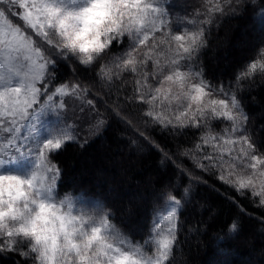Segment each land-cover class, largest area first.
<instances>
[{
    "label": "snow or ice",
    "instance_id": "1",
    "mask_svg": "<svg viewBox=\"0 0 264 264\" xmlns=\"http://www.w3.org/2000/svg\"><path fill=\"white\" fill-rule=\"evenodd\" d=\"M245 18L254 42L210 73L219 29ZM250 106L264 119V0H0V264H192L191 241L264 225ZM109 130L121 165L159 160L120 207L64 187L60 160Z\"/></svg>",
    "mask_w": 264,
    "mask_h": 264
},
{
    "label": "trees",
    "instance_id": "2",
    "mask_svg": "<svg viewBox=\"0 0 264 264\" xmlns=\"http://www.w3.org/2000/svg\"><path fill=\"white\" fill-rule=\"evenodd\" d=\"M249 26L251 28L247 29ZM258 30L259 24L252 18L227 21L219 29V39L213 41L215 51L210 52L206 58L210 73L230 72L239 54L248 48L246 44L250 37L252 34L257 36ZM213 57H216V61ZM249 110L255 114V125L259 128L264 124V119L259 116L260 107L250 106ZM60 160L65 170L64 187L107 195L117 207L126 205L134 196L142 194L143 182L157 173L159 165L158 158L152 153L125 155L121 165L113 130H109L102 139L90 143L82 150L78 147H69L61 155ZM122 167L125 170L124 174L121 173ZM108 189L121 193V199L109 195ZM202 195L209 202L219 203L211 192L203 191ZM228 215L229 209L221 206L217 227ZM262 230L264 225L257 221L249 222L244 236L220 247L208 237H204L199 244L193 240L190 245L191 262L192 264H264V252H262L264 238L260 236ZM221 248L224 251H221ZM177 258L180 259L179 255ZM188 258L184 257V259Z\"/></svg>",
    "mask_w": 264,
    "mask_h": 264
},
{
    "label": "rangeland",
    "instance_id": "3",
    "mask_svg": "<svg viewBox=\"0 0 264 264\" xmlns=\"http://www.w3.org/2000/svg\"><path fill=\"white\" fill-rule=\"evenodd\" d=\"M251 28V26H249V27H247V29H250ZM257 34V33H256ZM256 38V36H254V34H252V37H250V40L248 41V43L246 44V46L247 47H249L250 46V44H252V41L254 40ZM244 48H246V47H244ZM214 58V57H213ZM214 60L216 61V57L214 58ZM96 186H98V184H96ZM108 191H109V189H108ZM109 195L111 194V196L112 197H117V199L119 200V199H121V193H119L117 190H114V189H112V191H110L109 193H108ZM138 195H140V194H138ZM137 195V196H138ZM137 196H134V198H130L131 200H134V199H136L137 198Z\"/></svg>",
    "mask_w": 264,
    "mask_h": 264
}]
</instances>
